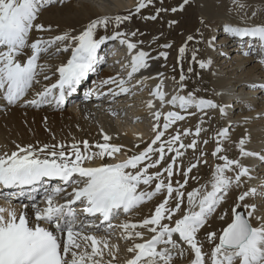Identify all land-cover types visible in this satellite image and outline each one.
<instances>
[{
	"label": "snow or ice",
	"instance_id": "1",
	"mask_svg": "<svg viewBox=\"0 0 264 264\" xmlns=\"http://www.w3.org/2000/svg\"><path fill=\"white\" fill-rule=\"evenodd\" d=\"M44 2L45 0H0V91L3 92V98L9 104L17 103L25 95L37 75L36 61L40 53L47 51L48 47L58 41L71 40L75 43L71 58L67 64L57 69L60 77L58 83L51 88H46L38 95L47 97L52 89L59 88L58 102L60 103L64 100L65 91L69 95L74 93L77 86L94 70L98 60L103 59L98 56V51L107 41L119 39L121 45H127L129 53L136 48V44L123 38L125 34L122 32L96 38V29L106 28L109 23L108 17L93 21L78 36L65 33L52 40H36L28 44V36L33 28L44 30L43 25L34 24L40 6ZM144 6L141 2L137 11ZM116 20L120 22L121 18L116 17ZM225 31L232 37L258 38L264 46V26H226ZM26 47L32 49V55L26 62L21 63L17 57ZM63 50L67 51L68 46ZM180 52L183 54L184 48H181ZM161 55L167 54L161 53ZM147 56L148 53L144 51H139L132 56L130 78L140 69L148 67ZM205 66L201 62V67ZM183 79L181 75V80ZM114 82H116L114 79L103 81L104 84ZM124 83L121 80L119 86L122 92H127L128 89L123 87ZM154 95L162 103L164 102L163 92L157 91ZM28 103L35 105L38 101L32 100ZM168 103L178 105L184 110L192 106L199 110L217 107L212 101L196 100L191 94L187 97L173 96ZM148 106H153L151 101L148 102ZM220 111L223 113L224 109L221 108ZM153 115L159 120L161 113L157 112ZM184 119L183 115L169 111L164 116L163 128L166 131L176 121ZM157 127L158 125H154L153 130L156 131ZM200 131L201 129L197 127L195 134L198 136ZM188 134L189 131L185 130L184 135ZM164 135V131H158L148 147L139 153L120 162L101 163L98 166L88 165L96 159L101 161L105 158L115 159L125 146L110 144L109 141L112 138L104 134V143L89 145L87 141H84L82 142L83 150L79 144L71 145L70 152L65 151V146L62 144L44 145L38 150L29 145L28 147L18 146V151L12 152L11 155H0V193H2L0 198L8 201L7 207L0 205V264H111L110 261H104V255L106 250L109 255H112L111 248L115 245H110L107 235L98 236L96 232L101 229L105 232L110 231L114 227L112 220L120 212L129 213L165 190V199L155 208L150 217L139 223L126 221L119 225L123 230L122 238L126 240L137 238L143 240L144 232L138 231V228L146 229L153 234L150 239L133 243L127 249L134 254L127 264H171L174 251L183 255L180 241L187 244L194 253L192 264H204V253L196 241V233L233 183V179L225 175V172L230 171L233 165L239 166L241 170L235 176V183L238 184L242 176L248 175V169L241 166L239 161L219 156L218 158L223 160L224 164L217 165L215 169L212 190L202 195L199 189L188 193L190 210L181 219L175 220L174 227H170L163 221L173 219L175 212L180 209L184 196L179 189L173 188L171 182L176 160L172 158L163 172L150 173L149 169L157 168L165 159V144L167 151L175 152L176 157L183 153L173 147V144L180 140L179 134L170 137L166 142L161 141ZM219 135L226 138L227 130ZM157 142H160L159 146L154 148L153 145H157ZM245 143L243 139L239 142L241 155H256L244 149ZM184 147L195 148L196 142L193 141L189 145L181 143L180 148ZM93 148L98 151H93ZM222 150L218 143L212 153L213 156H217ZM153 156L157 158L153 159ZM261 158L264 159V157ZM145 161L147 163H144ZM193 167L196 165L189 167L183 175L187 176ZM164 173H167V184L164 179H161ZM46 179L61 182L60 186L52 188L50 194L46 195V207L41 208L35 203L24 204L22 207L24 209L31 207L34 214L29 215L27 211H21L18 215L12 201L24 196L26 188L35 191L36 186ZM154 181L159 182L155 184L153 191L140 190L141 185H151ZM186 183L185 179L180 187ZM69 187L71 192H66ZM4 189L18 191L3 192ZM174 192L178 202L172 209L167 205ZM61 193H66L65 203L58 204L56 197ZM255 194L256 190L251 189L240 195L238 200L243 201L246 197ZM197 197H199L198 201ZM77 203L82 205L79 214L73 207ZM195 206H198V211L191 210ZM238 207L239 205L233 208V220L223 229L219 243L211 252V264H237V261L239 264H264V217H256L260 224L254 227L251 218L255 212V205H246L244 213L238 212ZM174 234L178 239L173 238ZM208 238L212 241L216 238V234L209 233ZM161 245L163 247H160Z\"/></svg>",
	"mask_w": 264,
	"mask_h": 264
},
{
	"label": "bare ground",
	"instance_id": "2",
	"mask_svg": "<svg viewBox=\"0 0 264 264\" xmlns=\"http://www.w3.org/2000/svg\"><path fill=\"white\" fill-rule=\"evenodd\" d=\"M135 1L136 0H45V2L40 6L37 19L34 21V24L43 25L44 30H37L33 28L29 33L27 42L28 44H31L36 40L47 41L65 33H68L70 36H78L88 27L90 23L99 18L116 13L134 12L136 10L135 8H137L134 5ZM64 2H68V4L60 6L61 3ZM196 2L199 3L202 11H204L206 15L209 14L210 17H216L221 14L225 17V19L219 21L221 22L218 23V25L220 24V29H218V33L213 36V45L209 49V62L217 63L219 60L222 61V59H224L223 65L225 66H218V70L214 74L215 83L217 89H219V96L224 100V102H226L227 110H225V118L229 129L236 124L243 127L237 133L238 136L235 138V140H237L238 146L239 142L243 139L246 141L243 146L244 149L248 152L256 154L250 156H242L240 154V164L248 169V175L242 176L245 178V180L242 181V184L247 183L252 185L251 188L245 192L255 189L257 194L259 190L264 191V188L260 189V187L264 186V159L262 162H260L261 157H264V86L256 88L254 87V84L256 85L257 82H260L262 78H264V47H255L256 42L251 41V37H239L226 41V39L232 36H230L225 31V28L226 26H264V3L262 1L261 2L263 4H259L257 2L254 3V0H196ZM54 4L57 6L50 7L51 9L49 10L44 9L47 5ZM148 10L151 9L149 8ZM194 13L195 10L192 7H189L186 8L184 13L185 17L183 16L185 18L184 26L188 25L190 30L194 26L192 23V19L196 15V13ZM172 15L173 17H176L175 13ZM141 16V19L133 20L134 24L137 26L136 31H134L140 32V35L144 30L142 22H148V17L150 16L156 18V14H148L147 11L144 10ZM181 18L182 17H180V20ZM210 22H212V20ZM149 26H151L150 23ZM150 28L151 27H149V29ZM174 31L175 30L172 32L174 33ZM221 34H225L229 37L226 38L223 36L224 38H222ZM108 35H110V31H106L105 27H98L96 29V38ZM140 38L138 39L141 40ZM128 41L134 43V40ZM111 42L115 41L110 40V42L107 43ZM241 43H243V46L240 45ZM224 44L227 45V49L225 52H222L220 47ZM246 44H249V47L247 46L249 50V56L246 58H241L239 55H237L235 58H232L233 53L230 52V50L236 51L237 49H242L246 46ZM66 46H68L70 53L65 56L64 52H59L61 53L59 54V57H55L56 52L58 51L57 49H59V51H64L62 48H65ZM74 46L75 43L71 40L58 41L48 47L47 51L40 53L39 58L36 61L37 75L32 83V86L17 103L9 104L7 100L3 98V92L0 91V155H11L12 152L18 151V146L28 147L29 145L38 150L44 145L52 146L62 144L65 146V151L70 152L71 145L79 144L81 150H83L82 142L87 141L89 145L104 143L103 135L107 134L112 138L109 141L110 144L125 146L121 151L125 155L124 158H128L129 156L144 150L146 146H148L155 138L160 125V119L157 120L153 113H160V105L161 108L164 109L162 111L164 114L172 111V104L168 103V101H170L172 97L177 94L173 89L175 81L171 76L165 74V71L161 68V58L157 57L154 53L145 51L142 46H138L137 44L136 48L132 49L131 53H129V49L127 48L126 44L123 48H119L120 52L123 54H121V57L118 59V61L112 63L111 65L110 63L108 65H103V69L96 68L99 62L94 65V81L90 85H87V81L85 80L81 82L85 85L86 89L87 87L92 89L91 94H87L85 92L84 94H80L79 92L78 95L81 98L79 104L76 103L75 105H72L73 102L68 101V103H70H67L65 108H63L59 106V102H51V100L58 99L57 89H55L53 93L47 97H41L38 95L46 88H51L52 85L58 83L60 77L57 69L67 64L68 60L71 58L72 47ZM50 50H53V52H50ZM258 50H260V53H262V57L260 59L255 56L257 53L255 55L251 53ZM139 51L148 53L146 58L148 67L140 69L130 78L129 73L131 72L130 63L132 56ZM41 54L44 56L40 58ZM31 55L32 49L30 47H26L22 50V53L17 57V59L21 63H24ZM48 55L53 56L48 58ZM101 55L102 54H98L99 57H101ZM256 59L260 60L261 63L252 64L253 61H256ZM105 68L107 70L104 71ZM45 77H47V79ZM110 79H114L116 82L108 84L103 83V81ZM121 80L125 82L123 87L128 89L127 92L121 91L119 86V82ZM167 82L169 83V86L170 83L172 84V91H168V93L166 86ZM181 83L183 84V82ZM157 91L164 93L163 104L160 99L154 95V93ZM103 93L104 95L101 97V94ZM89 95L92 97H89ZM232 98H235V101L230 103V99ZM195 99L201 100L199 97ZM32 100H36L38 103L35 105L28 103ZM149 101L152 102V107L148 106ZM239 103L244 105L239 106ZM125 106H127V117L123 118L122 114V117L120 118L116 109L120 108L122 110ZM240 107L242 110L240 111L244 113L243 115H237L236 111ZM208 109L209 108L198 110L199 112L206 113ZM229 109L232 111L229 112ZM54 123L55 127L54 130L51 131V135L45 136V133L40 129L41 126L43 128L47 127L50 129L54 126ZM154 125H158L156 131L153 130ZM71 130H75L72 132L74 134L70 132ZM175 130V126H170L166 130V132H169L167 135L170 137L175 136ZM229 138L230 137L227 136L224 139L228 140ZM159 143L160 142H157V145H153V147L158 146ZM92 150L98 151V149L95 148ZM258 162H260V164H257ZM101 163H106V158L103 161L96 159L88 166H98ZM144 163L147 162L145 161ZM49 181L50 180L46 179L41 183L42 185L46 183L43 186L44 188L48 187ZM38 186H36V189ZM145 186L146 185H141L140 190L143 187L145 188ZM232 186L233 185L231 184L230 187ZM53 187L56 186L54 185ZM52 188L48 187L45 192L39 190L36 193L30 188H26L25 192L27 191V193L22 196L23 199L20 197L19 199H14L12 201V204L16 207L17 214L19 215L21 211H27L29 215H33L34 210L31 207L24 209L22 205H31L35 203L37 206H39V197L45 196L46 193L50 194ZM147 188L145 191H153L154 189L152 188H155V184L152 183L151 185H147ZM238 189L240 188L233 186L231 191L228 192L226 199L228 198L229 202L235 199L236 191ZM70 190V187L67 188V191ZM2 191L15 192L18 190L4 189ZM34 193L35 195H33ZM158 195H166V192L163 191L160 194L154 196V202L148 208H146V210H144L145 212L143 211L144 213H140L135 210H133L134 213H125L123 215V223L126 221L139 223L145 218L150 217L154 213L155 208L161 203V199H156ZM255 195L250 196V198H253L252 201L249 200L251 201L249 202L250 205H255V212L251 218L252 225L254 227L259 226L260 224V221L256 217H264V196L261 194L259 202H257V198L254 200ZM30 197L34 199H31ZM56 198L59 202L65 203L66 193H61ZM3 201L7 200L0 198V205L7 207L8 201L6 204H3ZM146 201L142 204L147 203ZM220 203L222 204L221 201L218 204ZM141 205H139V207ZM163 222L167 223L166 220ZM208 222L209 214L205 223L208 224ZM169 226L174 227L175 221L173 224H169ZM201 229L202 227L197 233H199ZM137 230L144 232L143 240L139 238L135 240L123 239V248L122 243L119 242L114 236L107 235L110 245H115V247L111 248L112 255H109L107 250L105 251L104 261H110L111 264H127V261L134 255L133 253L128 252L127 249L131 247L133 243L144 242L150 239L153 235L146 229L138 228ZM197 233L196 240L199 238ZM97 235L105 236L103 232H99ZM173 238L178 239L176 234H174ZM179 243L181 249L183 250V255H180L178 251H174L171 264H192L194 253L187 244L183 243L182 241ZM160 247L163 246L161 245ZM206 252V256H209V252ZM237 264H239L238 261Z\"/></svg>",
	"mask_w": 264,
	"mask_h": 264
},
{
	"label": "rangeland",
	"instance_id": "3",
	"mask_svg": "<svg viewBox=\"0 0 264 264\" xmlns=\"http://www.w3.org/2000/svg\"><path fill=\"white\" fill-rule=\"evenodd\" d=\"M261 1L264 3L263 0L260 1L254 0V3L257 2L259 4H263ZM141 2L144 3L145 6L139 8V11H137L138 5ZM197 3L198 2H196V0H188L187 2H185V0H151V1L136 0L134 5L137 8H135L136 10L134 12L116 13L113 15L105 16L109 18V23L107 24L106 27V31H110V35L108 36L113 35L115 32H122L125 34L124 38L132 41L134 40L133 42L134 43L137 42L136 44L138 46H142L145 51L154 53L156 54L157 57L161 58L162 61L161 68L165 71V74L171 76L175 81V85L173 89L174 92H176L177 94L176 93L174 94L176 95L180 94L186 97L189 94H191L194 99L199 97L207 101H212L217 106L214 108H209L205 113V112H199V110L194 106L188 107L186 110H184L181 109L178 105L176 106L172 105L173 112H177L185 117L184 120L176 121L174 124L171 125V126H175L176 128L175 135L177 134L180 135V140L175 142L173 144V147L178 148L180 152L183 153V155L176 157L175 152L167 151V145L165 144V152H166L165 159L161 162L160 165L157 166V168L149 169L150 173H154L158 171L163 172V169L166 168L169 163H171L172 158H175L176 160V163L173 165V176L171 177V182L173 188L179 189L180 192L184 193V196L182 198V202L180 203L179 211L175 212L172 220L170 221L166 220V222L169 223L170 225L173 224L175 220L181 219L190 210V205L188 203V197H187L188 193L193 192L196 189H199L202 195L212 190L213 174L215 172V169L217 165L224 164V161L218 158L219 156H226L229 160L239 161V164L241 158L240 147L238 146L237 140H235V138L238 136L237 133L243 127L241 125L236 124L229 129V126L225 118L226 115L225 110H227L226 102H224V100L219 96V89H217L215 83L214 74L217 72L218 66L220 67L225 66L223 65L224 59H222V61L219 60L217 63L215 61H214L215 63L209 62V56H210L209 49L213 45L212 42L213 36L217 34L218 29H220V24L218 25V23L221 22L219 21L225 19V17L222 16L221 14L216 17H210L209 14L206 15V13L202 11L199 3L198 4ZM55 4L47 5L44 9L49 10L51 9L50 7L57 6ZM66 4H68V2L61 3L60 6ZM189 7H192L196 13L194 18L192 19V23L194 26L191 30L189 29L188 25L184 26V20H185L184 13L186 11V8ZM149 8L151 10H148ZM173 9H175V11H173ZM144 10L147 11L148 14L149 13L156 14V18L152 19V16H150L148 17V22L145 21L142 22V26L144 27L143 30L144 34L142 33L143 35L141 34L142 35L141 36L140 32H135L137 26L134 24L133 20L141 19L142 18L141 15L144 12ZM173 13H175L176 14L175 16L178 18L173 17L172 15ZM116 17H120L121 21L118 22L116 20ZM124 17H129V18L123 19ZM180 17H182L181 18L182 21L180 20ZM209 20L210 21L212 20V22H210ZM149 23L151 24V26H149ZM149 27L151 28L149 29ZM173 30H175L174 33L172 32ZM132 33H135V35H132ZM221 36L222 38L229 37L226 36L225 34H221ZM189 37H191V39H189ZM138 38H140L141 40H139ZM233 38H239V37H230L226 39V41L233 40ZM166 45H170V46L165 47ZM181 48H184L183 54H181L180 52ZM226 49H227L226 44L220 47V50H222V52H225ZM50 52H53V50H50ZM59 52H64V55L67 56L70 53V50L57 51L55 57H59V54H61ZM230 52L233 53L232 58H235L237 55H239L241 58H246L249 56L247 45L242 49H237L236 51L230 50ZM161 53H166L167 55L164 56L161 55ZM43 56L44 55L41 54L40 58ZM51 56L53 55H48V58H51ZM201 62H203L206 66L201 67ZM259 63H261V61L256 59V61H253L252 64H259ZM99 69H103V67L100 66ZM105 70L107 69L105 68L104 71ZM181 75H183L184 77L183 80H181ZM93 81L94 80L91 79V81L89 82L91 83ZM181 82H183V84ZM168 84L169 83L167 82L166 83L167 93L168 91L170 92L172 91V84L170 83V86ZM243 105L244 104L239 103V106H243ZM221 108L224 109L223 113H221L220 111ZM159 110L161 116H160V121H159L160 125L158 127V131H164L163 128V125L165 123L164 116L166 114L162 112L164 109L161 108V105ZM240 110L241 107L236 111L237 115L244 114L243 112H241L242 110L241 111ZM231 111L232 110L229 109V112ZM54 127H55V123L54 126L50 129H48L47 127L43 128L42 126L40 129L45 133V136H50L51 135L50 133L52 130H54ZM197 127L201 129L200 134L198 136L195 134ZM185 130L189 131L188 135H184ZM223 130H227V136L230 137L228 140L224 139V137H221L219 135V133H221ZM74 131L75 130H71L70 132L72 133ZM167 133L169 132L165 133V135L161 138V141L166 142L170 138V136H168ZM193 141L196 142L195 148H189V147L180 148L181 143H183L184 145H189ZM204 141H207V143H204ZM218 143L220 144L223 150L220 153H218L217 156H213L212 153L214 152ZM158 146H154V148ZM124 156L125 155L121 151L120 154L116 155L115 159L106 158V163L109 162L116 163L123 161L127 159L124 158ZM156 158L157 156H153V159ZM192 165H196V167H193L192 171L188 172L187 176H184L183 173L187 172L188 168L191 167ZM240 170L241 169L239 166L233 165L230 171L225 172V175L228 174L227 176L233 179L232 185L240 188L236 191L235 199H233L231 202L228 201V198L226 199L228 192H230L231 189L233 188V186L229 187L227 189L226 194L223 195V199L220 200L222 204L221 203L217 204L215 209L209 214L208 224L204 223L202 229L199 231V233H197V236L199 238L196 241L198 245L201 246V250L205 255L204 264H211V252L215 247V245L219 243V237L222 234L223 229L226 228L228 224L232 222L233 208L239 205L238 208L242 207L245 209V206L250 205L249 202L253 200V198L252 197L250 198V196L246 197L245 200L243 201L238 200V197L243 193H245V191L250 189L252 186L247 183L242 184V181L245 180L244 177L240 178V182L238 184L235 183V176L240 172ZM161 179H164L165 183L167 184L168 183L167 173H164V175L161 176ZM185 179L187 180V183L184 184L183 187H180V184H183ZM158 182L159 181H154L153 183L156 184ZM143 188L141 190H145L147 186H145L144 189ZM261 188H264V186L260 187V189ZM261 194H263L264 196L263 190L261 191L259 190L257 192V194L254 196V200L255 198H257V202H259ZM165 196L166 195H158L156 199L159 200L161 199L162 202V200L165 199ZM196 200L198 201L199 197H197ZM146 202L147 203L142 204L140 207L134 208L133 210L142 213L144 210H146V208H148L154 202V200L152 198L151 200H147ZM177 202L178 200L176 198V193L174 192L173 197L169 199L170 204L168 203L167 205L168 208L174 209ZM133 210L131 211V213L132 212L134 213ZM191 210L198 211L199 208L198 206H195L192 207ZM221 217H223V219H221ZM209 233H215L216 238L210 241L208 238ZM121 243L123 245V242ZM123 247L124 245L122 246V248ZM206 251L209 252V256H206L207 253Z\"/></svg>",
	"mask_w": 264,
	"mask_h": 264
},
{
	"label": "water",
	"instance_id": "4",
	"mask_svg": "<svg viewBox=\"0 0 264 264\" xmlns=\"http://www.w3.org/2000/svg\"><path fill=\"white\" fill-rule=\"evenodd\" d=\"M237 211L241 212V213H244L246 210L244 208L240 207V208H237Z\"/></svg>",
	"mask_w": 264,
	"mask_h": 264
}]
</instances>
